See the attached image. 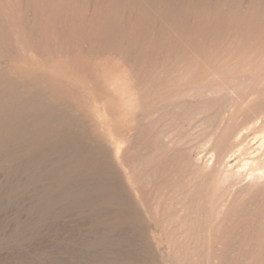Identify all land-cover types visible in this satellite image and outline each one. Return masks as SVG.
<instances>
[{
	"label": "rangeland",
	"instance_id": "374dc122",
	"mask_svg": "<svg viewBox=\"0 0 264 264\" xmlns=\"http://www.w3.org/2000/svg\"><path fill=\"white\" fill-rule=\"evenodd\" d=\"M138 1L0 0V75L24 92L42 89L65 117H88L110 139L111 161L140 207L168 220L167 229L184 221L182 237L194 236L184 252L162 246L164 254H196L187 264H264V179L235 177L226 191L221 178L227 163L237 165L223 159L235 135L264 132V0ZM76 217L48 222L34 243L0 253V264L82 262L86 233ZM16 219L2 216L0 225L15 233Z\"/></svg>",
	"mask_w": 264,
	"mask_h": 264
},
{
	"label": "bare ground",
	"instance_id": "6f19581e",
	"mask_svg": "<svg viewBox=\"0 0 264 264\" xmlns=\"http://www.w3.org/2000/svg\"><path fill=\"white\" fill-rule=\"evenodd\" d=\"M175 12L177 13V11ZM19 87L18 83L0 75V173H4V180L0 186V218L11 213L17 214L14 225L16 230H13L15 233H10L12 224L11 226L7 223L0 225V253L16 252L22 245L34 243V233L41 232L50 221L57 222L63 217L77 218L76 216H79L83 219L81 228L84 230H81L86 233V236L80 243V250L83 254V257L81 256L82 262L77 264H187L189 255H192L191 258L195 257L196 254L192 253H188V256L186 252L179 254L184 252V244L193 246L190 239L194 236L188 237V239L190 238L189 242L188 239H185L188 243L181 242L185 238V236L182 237L184 235L183 229H186L182 224L184 221L177 219L174 222L172 220V226L169 225V229H167L166 224L170 223L168 220L155 218L148 207L149 205L144 204L143 210L141 208L143 205L141 207L139 205L142 201L139 204L138 201H135L136 197L133 198L131 192L125 187L120 173L111 161L110 148L105 144V142L108 143L107 139H110L107 137L106 139L105 136L103 138L101 133L97 132L95 129L97 125L95 126L92 120L89 121L88 117H69V113L67 114L68 117H65L64 112L62 113L55 106L53 107L50 99L42 93V89L31 91L32 88L28 86L24 92ZM248 138L249 136L244 133H238L235 135L230 149L227 150L228 152L223 158L224 162L236 161L237 165L234 167L235 163H227L226 172L223 170L224 168L223 171L221 167L220 171L218 169V173L225 172V177H221L226 182L222 181L224 185L235 177L239 178L240 181L244 177L248 179L244 181L253 183L264 179V132L251 140ZM220 174L216 176L219 177ZM155 176L157 177V175ZM168 179L167 181H169ZM214 181L218 182L216 179ZM214 181L211 182L214 183ZM169 183L172 187H170L171 191H174L172 190L173 184L171 185V181ZM223 183L219 185V190H222L220 186ZM164 184L160 187L166 188L163 187ZM231 185L229 184L230 187ZM213 188H217V184ZM166 190L161 189L163 192ZM223 190L220 200L227 194L226 192L223 196ZM217 191L215 189L214 192ZM163 196L165 197L166 193ZM225 199L227 200V198ZM182 201L184 202V200ZM27 202H29L28 207L25 206ZM218 204L215 206L218 207ZM172 205L173 203L170 208L173 207ZM181 205L182 203L179 206ZM221 208L219 207V209ZM168 211L171 212L170 209L164 210V214ZM175 212H177L175 215L178 216L179 212L176 210L172 213ZM23 214L26 216L25 219L21 218ZM159 233L161 234L159 235ZM195 244L197 243L195 242ZM162 246H166L168 249H172L174 246L178 249H174L176 251L172 249L174 252L182 250L176 256L171 254L167 256L163 253ZM263 252L264 250L262 255ZM76 258L77 256L74 254L72 259L76 260ZM191 258L188 262L190 264L195 262L192 258L194 262L191 263ZM40 259L42 258L38 260ZM70 260H51L49 264H75ZM226 260L229 261V259Z\"/></svg>",
	"mask_w": 264,
	"mask_h": 264
}]
</instances>
